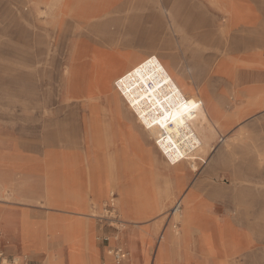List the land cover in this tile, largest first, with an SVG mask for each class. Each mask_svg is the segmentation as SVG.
I'll return each instance as SVG.
<instances>
[{"label": "crops", "instance_id": "crops-1", "mask_svg": "<svg viewBox=\"0 0 264 264\" xmlns=\"http://www.w3.org/2000/svg\"><path fill=\"white\" fill-rule=\"evenodd\" d=\"M66 1L60 6L65 11L58 13L56 26L57 38L69 39L60 102L80 104L81 109L49 112L58 120V128L47 132L42 120L48 112L32 110L26 99L22 102L27 106L15 109L10 105L15 96H2L7 103L0 106V264H48L50 256L54 264H72L74 256L78 264H112L105 249L118 248L127 251L128 258L121 263L127 264L131 262L127 245L110 243L112 238L99 243L91 215L96 209L101 212L113 196L118 213L130 212L129 183L135 180L137 168L156 183L176 179L173 168L159 169L153 141L126 106L118 110L101 96L96 109L85 107L87 71L95 53L116 54L114 43L127 48L123 65L111 81L137 61L157 54L192 85L194 94L203 100L207 118L227 126L220 131L222 137L264 116V18L254 1L68 0L65 5ZM165 13L173 17L172 33ZM66 19L92 30L60 31ZM64 117L75 120V126L66 129L73 135L69 139L63 132ZM220 143H213L214 150ZM143 152L151 154L154 166H143ZM191 174L183 176L185 195L198 205V217L213 230L222 223L240 245L236 247L235 242V248L231 241L225 246L215 241L218 254L213 259L202 254L198 242L183 264H239L238 256L254 246L251 236L240 233L223 215L218 189L208 191L206 178L196 181ZM64 183L68 190L63 189ZM26 225L38 233L37 238L25 235ZM67 230L76 232L73 247Z\"/></svg>", "mask_w": 264, "mask_h": 264}, {"label": "rangeland", "instance_id": "rangeland-1", "mask_svg": "<svg viewBox=\"0 0 264 264\" xmlns=\"http://www.w3.org/2000/svg\"><path fill=\"white\" fill-rule=\"evenodd\" d=\"M252 1L258 5L264 18V0ZM34 2L35 0H0V106L7 103L2 101V96L14 95L15 102L10 105H14L15 109L23 104L27 106L28 103H23L22 100H29L32 110L48 112L44 113L46 118L42 121L46 123L47 132H54L56 126L58 128V120L51 117L49 112L61 110L65 113L73 109L78 110L80 104L60 102L61 80L65 73L64 63L69 39L57 38L59 33L56 32L58 29L55 26L50 27L47 37L42 29L35 27V31L40 32L41 30L42 35L36 36V48L31 45L29 39V33L32 30L31 23L36 21L37 16L33 13ZM168 15L165 13L164 21L167 29L171 31L173 17ZM39 19L47 23L52 21L47 9L39 15ZM89 29L92 30L85 24L82 25L70 19L64 20L60 27V31L67 32H87ZM98 41L101 42L102 39ZM38 50H45L46 55L40 57ZM40 59L41 62L38 64ZM58 65H61L59 69ZM93 109H96V106ZM62 122L64 123V136L69 139L73 135L70 134L71 131L66 132V129L75 126V120L64 117ZM221 138L224 141L209 156L207 163L200 164L199 172L191 175L196 181L202 176L205 177L208 181L206 183L208 191L218 189L217 200L222 203V210L225 213L223 215L238 226L240 233L243 232L252 237L254 246L248 254L238 256L239 264H264V181H237L247 180L249 177L264 180V116L252 120L237 133ZM154 153L157 166L160 170L166 171L167 165L156 149ZM215 157L219 160L215 161ZM232 180L236 181L232 182ZM237 194L238 198L235 196ZM168 200L167 195L158 197L160 203ZM115 203L113 196L101 212L98 213L96 209L91 215L99 230V243L102 244L103 240L108 238H112L110 239L112 243V240L118 241L120 235L136 233L138 241L134 255L129 257L131 262L127 261V264H133V260L142 264L144 250L149 252L148 264H154L159 246L161 249L156 264H183L186 255L183 251H179L177 246L180 239L187 236L185 222L187 217L193 215V211L190 214L182 213L178 216H170L166 213L167 215L163 216V223L155 225L154 222L145 223L147 220L144 217L148 215H145L141 208H138V213L126 217L115 211ZM125 221L139 225L129 223L123 226L122 222ZM74 233L76 234L75 231ZM153 235H157L154 243L152 242ZM164 238L165 241L160 243ZM105 245L108 244L105 243ZM108 250L105 249L106 258L112 264H117L114 257L108 255ZM162 251L165 253V259L160 261ZM48 264H54V259L49 258Z\"/></svg>", "mask_w": 264, "mask_h": 264}, {"label": "bare ground", "instance_id": "bare-ground-1", "mask_svg": "<svg viewBox=\"0 0 264 264\" xmlns=\"http://www.w3.org/2000/svg\"><path fill=\"white\" fill-rule=\"evenodd\" d=\"M63 1L35 0L33 13L37 16L36 21L31 23L32 30L29 33V39L34 48L37 47L36 36L42 35L40 33L42 31H35V27L42 29L47 37L50 27H56L58 24L60 18L58 13L62 10L65 11V8L60 9ZM208 1L215 4L217 0ZM67 3L68 0L65 5ZM44 9H47L48 15L52 17L50 23L39 19V15L43 13ZM124 47L125 45L119 47V44L114 43L116 54L106 55L103 52H98L93 56L84 88L87 92L85 107L93 110V107L101 104V96H106L107 102L118 110L126 106L136 123L153 141L158 155L167 167L174 169L176 179L174 182L165 180L164 183L159 179V182L156 183L154 177L151 178L144 169L141 171L137 168L135 180L129 183L132 208L129 209L130 212L122 211L120 215L129 217L138 213V208H141L145 212L144 214L148 215L144 217L147 220L146 224L154 222L155 225H160L163 223V216L166 213L170 216H178L182 213L190 214L193 211V215L187 217L185 222L187 236L180 239L177 249L188 256L191 255L193 245L200 242L203 246L201 247L202 254L216 259L218 253L214 247L215 241H219L223 246L231 241L233 245L236 242V247H239L240 243L222 223L218 222L214 225L215 230L210 229L208 224H203V221L198 217V205L193 203L190 195H185L183 176L188 171L194 174L198 173L200 164L207 163V159L214 152L213 143L224 141L220 131L226 130L227 126H220L219 123L213 124L207 118L203 100L194 94L192 85L187 84L180 73L177 74L171 70L157 54H150L137 61L111 81L123 65L125 57L123 50L127 49ZM38 54L41 57V55H46V51L38 50ZM40 62L41 59L38 60V64ZM60 99L62 98L60 97ZM65 100H69V98L66 97ZM218 160L215 157V161ZM151 163L153 166L155 165L154 158L151 159L150 153L143 152V166ZM62 187L64 190L69 189L67 183L62 184ZM162 195H167L169 200L160 203L158 197ZM174 201L176 202L174 203ZM122 223L123 226L129 223L139 225L127 221ZM24 230L28 238H37L38 233L33 232L29 225H26ZM48 230L49 232L53 231L50 228ZM65 234L73 247L76 234L71 230L65 231ZM156 238L157 235L152 236L153 243ZM141 240L145 241L143 238ZM249 240L252 241V238L250 237ZM118 241L122 246L127 245L130 250L129 256L133 257L138 241L137 234L120 235ZM164 241L165 238L160 243ZM52 247L54 246L52 245ZM160 249L159 246L154 264H156ZM148 253L147 250L143 251L144 264H148L150 260ZM227 253L229 254V251ZM163 259H165L164 251L160 254V261ZM72 264H78L75 256L72 257ZM133 264H138V262L133 260Z\"/></svg>", "mask_w": 264, "mask_h": 264}, {"label": "built area", "instance_id": "built-area-1", "mask_svg": "<svg viewBox=\"0 0 264 264\" xmlns=\"http://www.w3.org/2000/svg\"><path fill=\"white\" fill-rule=\"evenodd\" d=\"M109 254L114 257L117 264H121L123 261H125L128 258V254L121 248L112 250L110 251ZM1 259H2V255L0 254V262Z\"/></svg>", "mask_w": 264, "mask_h": 264}]
</instances>
